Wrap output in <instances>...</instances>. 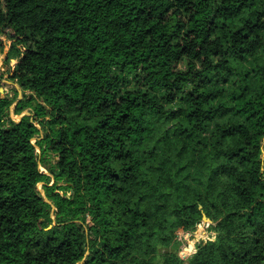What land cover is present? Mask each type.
<instances>
[{
    "label": "trees",
    "instance_id": "16d2710c",
    "mask_svg": "<svg viewBox=\"0 0 264 264\" xmlns=\"http://www.w3.org/2000/svg\"><path fill=\"white\" fill-rule=\"evenodd\" d=\"M0 36V264H264V0H0Z\"/></svg>",
    "mask_w": 264,
    "mask_h": 264
},
{
    "label": "rangeland",
    "instance_id": "374dc122",
    "mask_svg": "<svg viewBox=\"0 0 264 264\" xmlns=\"http://www.w3.org/2000/svg\"><path fill=\"white\" fill-rule=\"evenodd\" d=\"M12 42L8 40L6 37L0 36V81L3 84L1 88L0 94L2 96L8 95L9 97H14L15 93H18V99L23 98L22 89L18 84L13 82L10 78V72L15 68L18 63V56L16 53L12 51ZM19 52H23L24 48L19 47ZM26 94H29L27 92ZM12 118L19 122L23 116H33V112L31 109L25 110L22 115H16L14 113V107L11 108ZM39 139H34L32 142L36 145V142ZM37 153L40 154V148L36 147ZM51 159L54 158L53 155H49ZM40 170L45 174H49L48 171L40 165ZM38 189L43 197H45L44 183L38 184ZM215 233L212 230V222L203 220L200 224L197 225L195 231L193 232L192 239L184 245L180 256L185 258L186 256L191 255L195 248L202 242L208 240L210 237L214 236Z\"/></svg>",
    "mask_w": 264,
    "mask_h": 264
},
{
    "label": "water",
    "instance_id": "95a60500",
    "mask_svg": "<svg viewBox=\"0 0 264 264\" xmlns=\"http://www.w3.org/2000/svg\"><path fill=\"white\" fill-rule=\"evenodd\" d=\"M0 91H1V89H0ZM19 100H21V99H18V101H19ZM20 120H21V119H20ZM205 220H206V219H205ZM206 221H208V220H206ZM209 222H210V221H209Z\"/></svg>",
    "mask_w": 264,
    "mask_h": 264
}]
</instances>
